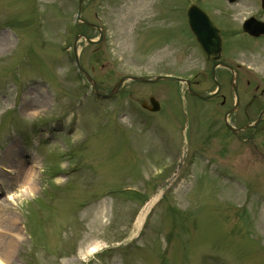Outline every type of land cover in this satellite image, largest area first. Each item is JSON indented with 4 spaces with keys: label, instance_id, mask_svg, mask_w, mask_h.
<instances>
[{
    "label": "rangeland",
    "instance_id": "rangeland-1",
    "mask_svg": "<svg viewBox=\"0 0 264 264\" xmlns=\"http://www.w3.org/2000/svg\"><path fill=\"white\" fill-rule=\"evenodd\" d=\"M78 2L0 0V206L7 205L14 218L0 224V252L17 232L22 237L0 264H264V161L241 143L229 142V136L220 150L222 140L214 134L203 151L217 161L195 166L187 152L183 166L172 167L183 145L180 90L185 83L127 80L114 97L95 95L78 71L73 50ZM192 3L227 35L233 33L231 48L239 47L236 56L257 72L242 75L264 86V53L257 49L264 40L250 42L242 26L250 16L264 21L261 0H84L82 16L95 20L97 15L105 29L98 43L77 42L80 61L97 88L108 92L125 75L151 73L150 67L141 68L148 58L143 32L162 24L136 27V21L158 8V15L173 18L176 26L172 73L197 80L196 88H213L210 63L189 31ZM150 32L160 38L156 29ZM163 41L157 42L162 46ZM149 95L172 106L159 122L141 107ZM33 108L37 114H29ZM31 153L38 162L34 191L22 194L20 184L11 181L16 172L10 166L23 160L25 175ZM58 167L64 171L58 173ZM186 167L189 177L179 181ZM174 178L175 190L155 208L150 227L151 216L139 237L131 239L143 198L158 182ZM130 186L135 194L125 190ZM251 189L248 205L244 197ZM93 241L101 249L87 254Z\"/></svg>",
    "mask_w": 264,
    "mask_h": 264
},
{
    "label": "flooded vegetation",
    "instance_id": "flooded-vegetation-1",
    "mask_svg": "<svg viewBox=\"0 0 264 264\" xmlns=\"http://www.w3.org/2000/svg\"><path fill=\"white\" fill-rule=\"evenodd\" d=\"M145 12H147V15H145ZM145 12L142 14V17L136 21V27H139L140 24L142 25L143 22H146L147 25L156 23V26L162 24L161 29L153 26L146 27L142 37L145 44L143 51L148 49V51L146 50L148 58L146 60L142 59L141 68L148 69L150 67L148 71L151 73H143L142 76H145L147 80L141 82L155 84L157 82L152 83L149 79L153 78L156 74L176 75L170 70L171 66L169 61L171 54L174 52L172 48H175L174 37H176V26L173 18L170 21L169 18L165 19L158 15L160 12L159 8L157 11ZM88 20L98 26L77 22L78 26L83 30L81 31L79 28L77 33L88 35L87 31L93 29L98 35L101 34V38H103L105 29L98 23L97 15L95 20ZM153 29L157 30L160 38H158V36L154 38L153 36L156 34H153V32L151 35L150 31ZM232 36L228 37V35H223L222 48L217 59L208 60L205 58V60L208 61L206 62L210 63V67L208 65V68H210L211 83L215 85L213 88H207L205 90L196 88L198 81L185 76H180L183 79L180 81L178 80L180 83H185L186 86L189 85L193 91L201 93V96L195 95L187 110L196 127L195 130L191 128V131L192 129L194 130L195 142H192V144L189 142V144L199 150L198 152H201L207 139L210 138L211 140L215 134L216 139L220 138V140H222L220 150L223 151L227 146L226 143L223 145V141L226 136H229L231 137L229 142L233 143L236 141L237 143H241L254 156L264 161V86H262V82L255 81V78L250 79L242 75L241 71L255 76L253 72L244 67V64L249 65V63H246L245 60L242 61L236 56L237 52L240 53V48H231L233 42L232 44L229 43V38L231 37L230 39H232ZM161 39L164 40L162 46L157 42ZM247 39L250 42L257 43L264 38L260 37L252 40L251 37H247ZM204 54L206 57L205 52ZM166 59L168 60L166 61ZM161 65H163V69ZM166 65H168L169 68H165ZM175 81L177 80L173 82ZM225 88H227V93L224 92ZM151 96L152 95H149V98ZM200 103H205L209 108L206 106L203 108L204 106ZM161 105L163 111L170 112L172 110V106L170 108L169 104L166 102L163 104L161 103ZM148 106L150 107L151 105L149 104ZM142 108L146 112L153 113L144 107ZM202 108L205 111H202ZM192 111L198 112L192 115ZM209 112L211 114H209ZM206 119H209V122ZM205 122H208L210 126L209 129L211 133H208L209 136L204 132ZM200 129L203 131L201 134L199 133ZM215 131L217 132L214 133ZM217 149L219 150V148Z\"/></svg>",
    "mask_w": 264,
    "mask_h": 264
},
{
    "label": "bare ground",
    "instance_id": "bare-ground-1",
    "mask_svg": "<svg viewBox=\"0 0 264 264\" xmlns=\"http://www.w3.org/2000/svg\"><path fill=\"white\" fill-rule=\"evenodd\" d=\"M29 114H37V109L33 108L31 110H29ZM32 156V162L29 163L28 165V169L27 172L25 173V175H22V171H23V167H24V162L23 160H18V162H16V164H14L13 166L10 167H15V175L13 176V178H11V181L14 182H18L20 184V192L22 194H29L31 192L34 191V176L37 174L38 172V162L37 160V155L35 154H31ZM22 169V170H21ZM11 182V183H12ZM8 206L7 205H1L0 206V224L3 220H8L9 222L13 221L14 218L12 216H9L8 213ZM8 215V216H7ZM144 221V216L141 213L140 216H138V218L135 221L134 224V228L137 229L141 226V224ZM1 227V225H0ZM10 229V228H9ZM22 239L21 235L19 232L16 233V236L12 238V240H10L8 243V247L4 252H0V259L1 257L4 256H8L11 251L13 250V245L15 243L20 242ZM2 243V237L0 236V244ZM101 249V244L97 243V242H91L87 248H86V253L87 254H93L97 251H99ZM2 260V259H1ZM2 264H4V262L2 261Z\"/></svg>",
    "mask_w": 264,
    "mask_h": 264
},
{
    "label": "water",
    "instance_id": "water-1",
    "mask_svg": "<svg viewBox=\"0 0 264 264\" xmlns=\"http://www.w3.org/2000/svg\"><path fill=\"white\" fill-rule=\"evenodd\" d=\"M230 1H234V0H230ZM188 14L192 29L196 33L197 38L201 42L204 49L208 52L209 57L217 56L216 54L220 49V38L216 27L212 24L206 13L202 11L197 5H192L189 9ZM244 27L246 30L248 29L251 32H255V34L259 33V28L255 26L252 21L247 22ZM81 69L83 68L81 67ZM88 77L92 81L95 91L101 95L107 96L116 92L117 90L116 88H114V90L111 93H104L96 87L95 81L90 76ZM129 78L136 80L142 79L140 77H129ZM159 78H167V77H158L157 79ZM123 80L124 79H122L116 87H118Z\"/></svg>",
    "mask_w": 264,
    "mask_h": 264
}]
</instances>
